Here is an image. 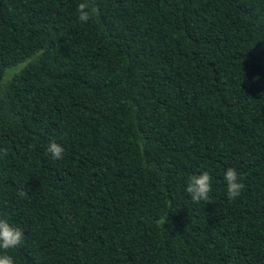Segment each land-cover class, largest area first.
<instances>
[{"label":"trees","instance_id":"16d2710c","mask_svg":"<svg viewBox=\"0 0 264 264\" xmlns=\"http://www.w3.org/2000/svg\"><path fill=\"white\" fill-rule=\"evenodd\" d=\"M80 2L0 0L15 264H264V0ZM203 171L212 203L185 191Z\"/></svg>","mask_w":264,"mask_h":264},{"label":"clouds","instance_id":"9594fccd","mask_svg":"<svg viewBox=\"0 0 264 264\" xmlns=\"http://www.w3.org/2000/svg\"><path fill=\"white\" fill-rule=\"evenodd\" d=\"M78 20L82 23H87L99 16V8L92 2V0H81L77 5ZM47 153L51 155L54 160L63 158L65 149L62 145L50 140L47 148ZM3 155H7V149H0ZM212 176L207 171L201 172L199 175H191L187 178L185 191L189 194L194 203L201 201L209 203L210 193L212 191ZM242 176L234 167H228L224 172V180L226 181V195L230 200L237 199L244 184L242 183ZM23 195V193H21ZM167 222V216L163 219V224ZM24 241V232L18 226H13L7 219L0 218V264H15L13 256L8 254L9 249L19 248Z\"/></svg>","mask_w":264,"mask_h":264}]
</instances>
